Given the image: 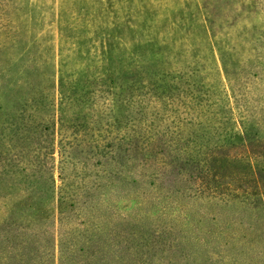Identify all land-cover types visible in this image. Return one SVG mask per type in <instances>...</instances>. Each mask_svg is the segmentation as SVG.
<instances>
[{
	"label": "rangeland",
	"instance_id": "1",
	"mask_svg": "<svg viewBox=\"0 0 264 264\" xmlns=\"http://www.w3.org/2000/svg\"><path fill=\"white\" fill-rule=\"evenodd\" d=\"M225 42L248 64L228 79L217 50ZM155 57L161 73L205 59V85L228 102L232 122L245 109L264 118V0H0V264H264L199 252L181 212L193 223L199 211L232 219L223 229L231 236L258 222L249 205L205 206L183 186L137 210L129 95L112 112L102 83L106 68L112 83H130L136 64ZM54 71L56 81L74 75L90 92L87 136L100 146L109 139L111 159L83 145L61 163L58 150L69 145H57L61 133L50 144L40 123L51 108L40 112L33 102L50 92ZM255 132L264 135L263 122ZM60 191L76 200L59 209Z\"/></svg>",
	"mask_w": 264,
	"mask_h": 264
},
{
	"label": "trees",
	"instance_id": "2",
	"mask_svg": "<svg viewBox=\"0 0 264 264\" xmlns=\"http://www.w3.org/2000/svg\"><path fill=\"white\" fill-rule=\"evenodd\" d=\"M243 39L247 40L245 36ZM225 46L227 49L217 50L221 69L228 79L230 74L236 75L248 64L239 60L232 43L225 42ZM212 56L217 62L214 50ZM184 59L188 62L189 56L184 55ZM203 60L191 61L189 66L185 65L187 70L177 65V71L161 73L159 63L163 60L155 57L154 63L151 60V64H136L131 81L126 84H117L115 80L112 83L111 71L106 68L102 84L103 91L111 96L109 100H114L111 111L124 102V94L129 95L126 105L132 110L130 145L137 192L135 206L137 210L143 209L155 194L161 195L163 191L165 196H170L183 186L193 191V196L201 198L205 206L249 205L258 214V222L240 224L238 230L229 231L231 236L224 235L223 229L227 223L232 224V219L225 223L219 215L199 211L193 223L194 216L184 206L181 212L185 224L197 232L199 252L207 251L227 260L264 261V135L259 139L255 132L262 122L264 124V118L257 119L245 109L241 119L232 122L228 102L215 97L205 85ZM62 74L56 81L54 71L50 92H38L33 99L40 112L51 108L48 118L44 116L40 123L41 131L48 138L54 137L50 144L56 145V137L61 133L57 145H69L58 150L62 164L68 156L72 159L77 152H85L83 145H90L97 153L111 159L113 151L107 146L112 145L109 139L100 146L93 145L94 139L87 136L94 120L88 113L89 107H85L90 92L80 86V80L74 75L65 78ZM121 124L124 127V121ZM124 143L122 137L120 145ZM72 193H58L59 209L76 200ZM159 198L156 197V201ZM255 234L258 237L255 238ZM230 237L231 240L226 239ZM206 238L213 240L208 243Z\"/></svg>",
	"mask_w": 264,
	"mask_h": 264
}]
</instances>
